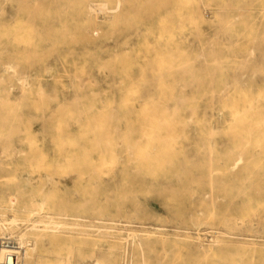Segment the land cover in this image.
Here are the masks:
<instances>
[{
	"label": "rangeland",
	"instance_id": "rangeland-1",
	"mask_svg": "<svg viewBox=\"0 0 264 264\" xmlns=\"http://www.w3.org/2000/svg\"><path fill=\"white\" fill-rule=\"evenodd\" d=\"M1 213L37 264H264V0H0Z\"/></svg>",
	"mask_w": 264,
	"mask_h": 264
},
{
	"label": "bare ground",
	"instance_id": "bare-ground-1",
	"mask_svg": "<svg viewBox=\"0 0 264 264\" xmlns=\"http://www.w3.org/2000/svg\"><path fill=\"white\" fill-rule=\"evenodd\" d=\"M28 54L29 51L27 50L25 52V55L27 56ZM3 68H4V72H8L9 70L13 69L11 64H5ZM167 86L170 85H166V87ZM212 183L213 181H211V184ZM36 207L38 206L36 205ZM24 210L27 211V208L24 207ZM30 210L32 211L33 209L30 208ZM38 224L43 225L44 226L43 229L46 231L51 230L54 225L56 226V223H54L51 220H46L45 218H41L40 220L34 223L33 222L29 223V220L21 218L20 216L15 214L9 216H7L6 213L0 214V238H2L3 240H5V238L13 239L17 243V245L12 244L9 245L8 247H2L0 244V264H37L38 263L39 260L38 258L36 259L35 254L27 255L28 250L29 249H31L32 251L35 250L36 249L35 246L38 244L37 241L38 236H36V234L34 233L36 229H40ZM80 259H82L81 261L84 262L83 258ZM94 263L103 264V262L100 260L94 261ZM53 264H65V261L60 258L58 259L57 263H53ZM79 264L82 263L79 262Z\"/></svg>",
	"mask_w": 264,
	"mask_h": 264
},
{
	"label": "built area",
	"instance_id": "built-area-1",
	"mask_svg": "<svg viewBox=\"0 0 264 264\" xmlns=\"http://www.w3.org/2000/svg\"><path fill=\"white\" fill-rule=\"evenodd\" d=\"M9 245H11V244H10L9 241H7V240L1 242V246H2V247H8Z\"/></svg>",
	"mask_w": 264,
	"mask_h": 264
}]
</instances>
